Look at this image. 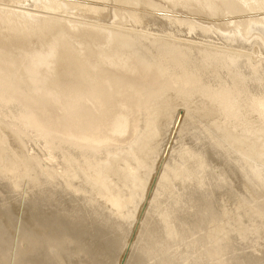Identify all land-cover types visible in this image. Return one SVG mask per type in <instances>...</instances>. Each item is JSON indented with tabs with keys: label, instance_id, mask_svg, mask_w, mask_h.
<instances>
[{
	"label": "bare ground",
	"instance_id": "6f19581e",
	"mask_svg": "<svg viewBox=\"0 0 264 264\" xmlns=\"http://www.w3.org/2000/svg\"><path fill=\"white\" fill-rule=\"evenodd\" d=\"M22 1L0 0V135L41 139L46 180L19 165L21 203L0 179V264H118L176 119L127 264H195L185 237L233 260L264 225V0Z\"/></svg>",
	"mask_w": 264,
	"mask_h": 264
},
{
	"label": "rangeland",
	"instance_id": "374dc122",
	"mask_svg": "<svg viewBox=\"0 0 264 264\" xmlns=\"http://www.w3.org/2000/svg\"><path fill=\"white\" fill-rule=\"evenodd\" d=\"M22 2L24 4L23 6L27 7V12L29 11V9H37L36 6L30 4L29 0H27V2H26V0H23ZM36 12H38V11H36ZM185 40H187V39H185ZM202 45L203 44L200 43L199 46H202ZM203 46H205V44ZM213 47H215V46H213ZM254 49L258 50L256 47H254ZM179 107H181V106H179ZM181 109H183V108H180V109L176 108L175 109L176 110L175 114L177 115V117H180L179 114H183L184 109L182 111H180ZM177 121L178 120L176 119V122H173L172 126H170L173 128L174 131L171 130L172 128L169 127L168 128L169 132L167 133L168 135H166V138L163 139L164 141L163 140L161 141L162 143L165 142L164 144L166 145V148H165V145L163 144L162 150H164V154L161 151L159 154L160 156L158 155V157L163 156V158H160L161 160H158L159 159L158 158L157 162H155V163H158V164H156L158 166L154 165V167H155L153 169L154 173L152 172V174H154V176L151 174V177L148 181L150 186H148L146 188V191L144 193V194H146V196L141 200V203H140L141 206L138 207L136 217L131 218L129 221V226H130L129 235H128V238L126 239V241L123 242L121 247H120L118 264H127L128 261L130 260V257L132 254V249L134 248L135 244H137L138 242L139 243L141 242V240H140L141 239L140 233L142 230L141 222H142V220H144V218L146 216L145 214L148 212V208H149V200L148 199H150L149 196L152 193L151 188L153 187V183L155 181V178L158 175V170L161 172V170L163 168L162 166L164 165L163 161L165 162L166 161L165 159H167L164 155L168 156V153H169L168 150H170L169 146L172 145V142L174 141V138L176 135L175 126H177ZM4 126H2V129L1 128L0 129L4 132H6L8 130V133H9L10 132L9 128L5 130ZM170 130L172 131V134H171ZM15 135L16 136H13V137L10 136V137H12V139L14 137H16L17 139L16 138H14V139H16L18 143H20V145H21L20 154H16L14 152V150L9 149L5 145L4 137L2 135H0V179L13 192H15L16 194L20 193L19 194L20 195V197H19L20 201L18 200V202L22 203L23 202L22 198H24L25 197L24 195H26V193L23 191V193H24L23 197L21 196L22 190L25 188L27 191L28 186H25L27 183L25 184V181L22 180L24 178V176H22V178H19V179L16 177V175L18 174L17 173L18 166L24 165V167H26L27 170L31 172L30 173L31 175L34 173H37L39 175L37 177L40 180H46L45 168L47 165V159H46V153L44 152V143L42 142L41 139L34 137L30 141H27V144H26L24 142V140L21 138L20 134H15ZM167 136H168V138H167ZM167 139H168V141H167ZM170 141H172V142H170ZM12 144H14V142ZM256 164H257V166H260L259 162H257ZM160 166H161V168H160ZM155 169L157 170V172H155L156 171ZM51 173H52V175L56 174L54 171H51ZM30 174H27V175H30ZM27 177L31 178V176H27ZM26 178H24V179H26ZM73 184L74 183L72 182L71 185H73ZM149 184H147V185H149ZM117 187H120V185H117ZM119 189H121V188H119ZM119 189H117V190H119ZM4 195H5V193L3 191H1L0 192V198H2ZM27 197L28 196H26L25 198H27ZM100 197L101 196H99V198ZM146 197H148V198H146ZM99 198H96V199L99 200ZM16 200H15V203L13 202V207H14L13 209L16 211L15 214L17 215L19 213L21 215V217L26 216L27 211L25 212L23 210V212H21V210L22 209L28 210V208H27L28 203L24 201L25 204H22V207H21L22 209L20 210L21 204L18 203ZM99 201L101 202L103 200H99ZM16 202H17V204H16ZM256 203H258V201L254 203L255 206H256ZM18 204H19V206H18ZM129 204L131 207H129V205H128V207L132 208L133 205H131V204H133V203L131 202ZM23 205H25L26 207ZM104 205L108 206L109 204H108V202H106ZM16 207H17V210L19 209L18 211L15 209ZM109 207H110V205H109ZM125 208H127V207H125ZM113 209H115V208H112V210ZM113 211L115 212V210H113ZM20 212L22 214L24 212L25 213L22 215ZM122 212H124V211H122ZM122 212H120V213H122ZM120 216H122V215H120ZM120 216L118 215V217H120ZM18 217H20V216H18ZM252 219L255 220L256 225L252 224L251 227H248L249 229H247V231L245 233H242L241 235L235 236L232 240L229 241V245H228L229 250L231 252L235 253V258L233 260H229V259L225 258L223 261V264H264V225L262 224V220L259 217L253 216ZM13 227H15V226H13ZM15 230L18 231V228H14V232H16ZM11 232H13V229ZM17 234H18V232H16V236H17ZM255 235H257V238L254 241H252L251 238L255 237ZM14 238H16V237L14 236L13 239ZM179 240L185 241L188 244V247H187L185 253H179L178 255L189 254L192 256L193 262L195 264H203L201 261V256L195 251L196 243L187 240L186 237L180 238ZM166 243H167V241L164 238L160 237L155 242V244H152L151 246H152V248L157 249L158 253H161L159 247L166 244ZM140 246H141V244H139L137 247H140ZM224 247H225V245H224ZM206 253H207V249H205L204 256L206 255ZM206 264H209V261H207Z\"/></svg>",
	"mask_w": 264,
	"mask_h": 264
}]
</instances>
